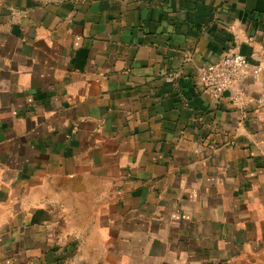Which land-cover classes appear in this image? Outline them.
<instances>
[{
  "label": "crops",
  "instance_id": "obj_1",
  "mask_svg": "<svg viewBox=\"0 0 264 264\" xmlns=\"http://www.w3.org/2000/svg\"><path fill=\"white\" fill-rule=\"evenodd\" d=\"M264 0H0V264H264Z\"/></svg>",
  "mask_w": 264,
  "mask_h": 264
},
{
  "label": "built area",
  "instance_id": "obj_2",
  "mask_svg": "<svg viewBox=\"0 0 264 264\" xmlns=\"http://www.w3.org/2000/svg\"><path fill=\"white\" fill-rule=\"evenodd\" d=\"M264 71V66L252 62L238 53H225L221 58L204 67L199 77L202 83L215 91L235 87L248 78L256 77Z\"/></svg>",
  "mask_w": 264,
  "mask_h": 264
}]
</instances>
